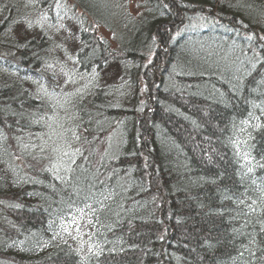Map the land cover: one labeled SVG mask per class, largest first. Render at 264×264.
I'll list each match as a JSON object with an SVG mask.
<instances>
[{"label":"trees","instance_id":"obj_1","mask_svg":"<svg viewBox=\"0 0 264 264\" xmlns=\"http://www.w3.org/2000/svg\"><path fill=\"white\" fill-rule=\"evenodd\" d=\"M136 5L0 0V264H264V0Z\"/></svg>","mask_w":264,"mask_h":264},{"label":"snow or ice","instance_id":"obj_2","mask_svg":"<svg viewBox=\"0 0 264 264\" xmlns=\"http://www.w3.org/2000/svg\"><path fill=\"white\" fill-rule=\"evenodd\" d=\"M57 7H59V0H57ZM31 25H29L30 27ZM262 39H264V37H262ZM251 116V113L249 114ZM243 123L245 124H248V121H243ZM252 127H254L255 129H260L261 127H264L262 126L260 123H256L255 125H253ZM244 130L241 129V132H243ZM249 139H251V133H249ZM246 141H242V140H234L233 141V144L234 146L236 147V152H237V155L242 157V159L246 162H251L252 160H254V157H252L250 155V152H248L245 148L246 146ZM242 148H245V150H242ZM65 155H67V153H65ZM261 167H264V165H260ZM253 169L251 167L248 168V172H252ZM262 195H264V193H262ZM241 203H243V201H241ZM253 204L256 203V201H253L252 202ZM251 210H255V209H252V205H249L248 206ZM262 225H264V222H262ZM262 231H264V226H262ZM98 247V246H97ZM89 252H92V247L90 246L89 247Z\"/></svg>","mask_w":264,"mask_h":264},{"label":"rangeland","instance_id":"obj_3","mask_svg":"<svg viewBox=\"0 0 264 264\" xmlns=\"http://www.w3.org/2000/svg\"><path fill=\"white\" fill-rule=\"evenodd\" d=\"M130 3H131V6H132L133 8H136V7H137V5H136V0H130Z\"/></svg>","mask_w":264,"mask_h":264}]
</instances>
